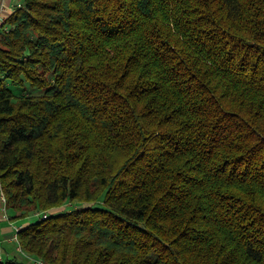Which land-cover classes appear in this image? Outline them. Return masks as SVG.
<instances>
[{"label":"trees","instance_id":"1","mask_svg":"<svg viewBox=\"0 0 264 264\" xmlns=\"http://www.w3.org/2000/svg\"><path fill=\"white\" fill-rule=\"evenodd\" d=\"M0 180L45 264H264V0H23Z\"/></svg>","mask_w":264,"mask_h":264},{"label":"rangeland","instance_id":"2","mask_svg":"<svg viewBox=\"0 0 264 264\" xmlns=\"http://www.w3.org/2000/svg\"><path fill=\"white\" fill-rule=\"evenodd\" d=\"M81 204L79 203H74V202H69L68 204H66L64 207L60 208V209H71L73 207H77V206H80ZM86 205H89V204H86ZM56 209V208H55ZM57 208V210H60ZM52 210H48V211H43V210H39V211H32L30 212L28 215L26 216H16L17 215V211H14V210H7L8 214L11 216L10 218L15 222V225L16 226H21V225H24L26 223H31L33 221H36L38 218H40L39 216V213H48L50 214ZM56 211V210H54ZM13 217V218H12ZM43 217V216H42ZM6 220V219H3V221ZM0 220V255H2L3 259H8V258H11V257H14V254L13 252L16 251L18 252V246H19V243H18V240L14 239L12 236V234H3L2 233V230H1V223L3 222ZM8 221V220H6ZM6 224V223H5ZM14 233H15V230H14ZM20 255L19 256V260L20 261H23L25 264H31V262H34L32 259V261H28V259L26 258V254L23 253L21 250L18 252ZM1 257V256H0ZM35 264V263H34Z\"/></svg>","mask_w":264,"mask_h":264},{"label":"crops","instance_id":"3","mask_svg":"<svg viewBox=\"0 0 264 264\" xmlns=\"http://www.w3.org/2000/svg\"><path fill=\"white\" fill-rule=\"evenodd\" d=\"M22 0H0V12L2 11L1 9V4H4L5 5V11L3 12V14L7 17L9 16L13 10L19 5L21 4ZM2 214H3V208H2V204L0 202V220L3 221V218L2 217ZM20 214V212H17V215L18 216ZM9 218H10V215H9ZM6 223V224H5ZM29 223H26L24 225H21L20 227H23V226H26L28 225ZM1 230H2V233L3 234H12V236H14L13 238L15 239V233H14V230H15V227H17L15 225V222L10 218L8 221L4 220L2 223H1ZM21 250L20 246H18V252ZM14 251L13 254L15 257L19 258L20 255H18L19 253ZM0 259H3L2 255H0ZM26 258L28 259V261H34V257L32 256H28L26 255ZM32 259V260H31ZM34 264L35 262H31V264Z\"/></svg>","mask_w":264,"mask_h":264},{"label":"built area","instance_id":"4","mask_svg":"<svg viewBox=\"0 0 264 264\" xmlns=\"http://www.w3.org/2000/svg\"><path fill=\"white\" fill-rule=\"evenodd\" d=\"M23 1V0H22ZM21 4H22V2H21ZM21 4H19L18 6H21ZM17 6V7H18ZM16 7V8H17ZM15 8V9H16ZM1 9H2V11L0 12V28L2 27V24L4 23V21H5V19L7 18L4 14H3V12L5 11V5L4 4H1ZM14 9V10H15ZM13 10V11H14ZM0 202H1V204H2V208H3V214H2V217L3 218H5L6 220H9L10 218H9V214H8V212H7V209H6V197H5V195L3 194V192H2V190H1V180H0ZM55 210H57V208L55 209ZM39 215H42L43 217H47L48 216V213H39ZM19 229H20V227L19 226H17V227H15V239L16 240H18V237H17V233H18V231H19ZM21 248V247H20ZM34 262H35V264H45V262L43 261V260H41V259H39V258H35L34 259Z\"/></svg>","mask_w":264,"mask_h":264},{"label":"bare ground","instance_id":"5","mask_svg":"<svg viewBox=\"0 0 264 264\" xmlns=\"http://www.w3.org/2000/svg\"><path fill=\"white\" fill-rule=\"evenodd\" d=\"M66 207V206H65Z\"/></svg>","mask_w":264,"mask_h":264}]
</instances>
